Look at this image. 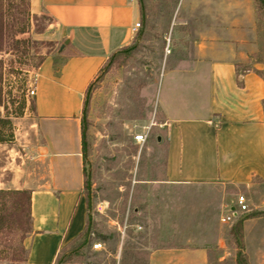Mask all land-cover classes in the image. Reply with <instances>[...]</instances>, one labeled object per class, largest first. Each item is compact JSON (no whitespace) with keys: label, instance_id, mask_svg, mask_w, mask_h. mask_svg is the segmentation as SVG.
I'll list each match as a JSON object with an SVG mask.
<instances>
[{"label":"crops","instance_id":"crops-1","mask_svg":"<svg viewBox=\"0 0 264 264\" xmlns=\"http://www.w3.org/2000/svg\"><path fill=\"white\" fill-rule=\"evenodd\" d=\"M193 1L178 0L176 7L195 11ZM32 6L53 20L57 47L37 67L36 95L14 140L0 142V188L31 191L25 264H56L90 212L84 191L86 92L144 30L133 27L142 19L146 24L145 0H32ZM233 12L222 20L171 22L172 56L160 83L157 120L166 142L155 179L161 183H228L248 193L264 184V76L259 63L249 66L260 50V25L240 18L241 9ZM247 214L233 222L243 218L241 249L264 257V215ZM183 244L149 248L148 264H210L206 246Z\"/></svg>","mask_w":264,"mask_h":264},{"label":"rangeland","instance_id":"rangeland-1","mask_svg":"<svg viewBox=\"0 0 264 264\" xmlns=\"http://www.w3.org/2000/svg\"><path fill=\"white\" fill-rule=\"evenodd\" d=\"M4 1L6 42L0 52L4 103L0 111L12 121L11 127L3 129L12 131L14 140L19 118L31 109L27 98L31 71L57 46L53 20L36 11L32 0ZM177 3L145 0L146 24L140 27L144 30L104 66L86 96L84 191L90 198L93 242L83 256L59 264H148L149 248L184 245V241L206 246L210 264H240L239 251L243 264H262L263 253L258 256L246 246L241 249L234 223H223L220 216L235 205L239 194L246 196L251 210H263L264 184L248 193L228 183L170 184L155 179L162 173L166 148L157 120L160 83L164 68L171 63L170 44V52L166 51L171 22L233 18V11L241 9L240 18L259 22L260 50L249 66L259 63L264 76V0H198L191 6L199 9L188 12L178 11ZM20 28L25 31L18 32ZM147 127L146 141L137 142L135 135ZM18 148L23 151L21 145ZM11 173L8 170L4 175ZM185 199L190 202L184 203ZM30 233L21 238L17 229L0 231V264H25V240ZM95 242H102L103 248L93 249Z\"/></svg>","mask_w":264,"mask_h":264},{"label":"trees","instance_id":"trees-1","mask_svg":"<svg viewBox=\"0 0 264 264\" xmlns=\"http://www.w3.org/2000/svg\"><path fill=\"white\" fill-rule=\"evenodd\" d=\"M5 1L0 0V52L5 48L6 42V31H5ZM24 28H20L18 32H24ZM18 42V41H16ZM128 48V47H126ZM122 49L118 53L115 54L114 58L121 52H124L125 49ZM112 58V60L114 59ZM3 72H4V62L3 59L0 58V108L3 106L4 97H3ZM93 82L90 84L86 96L88 97L90 93V89ZM86 97L84 102V110H83V153H84V163H86V156L88 152V144H87V132H86V116H85V105H86ZM6 125H12V121L9 116L3 117L0 111V142L11 141L13 138L12 131L10 133H6L3 127ZM85 172V187H86V167L84 168ZM88 204L91 210L90 198L89 195ZM264 215L263 210H255L250 211L244 217H253ZM243 218L237 220V222L233 226V233L236 236L237 240L240 242L242 239L241 232V224ZM17 229L20 231L21 238L27 236L29 232L32 230V214H31V191L30 189H0V231L6 232V230H14ZM92 226H91V212L88 214V220L86 227L84 230L72 240V242L60 253L58 256V262H65L71 259L73 256H83L85 254V249H89L92 246L93 237H92ZM28 256V250H27ZM242 252L239 251L238 260L240 264H243L241 260ZM27 257L25 259V262Z\"/></svg>","mask_w":264,"mask_h":264},{"label":"built area","instance_id":"built-area-1","mask_svg":"<svg viewBox=\"0 0 264 264\" xmlns=\"http://www.w3.org/2000/svg\"><path fill=\"white\" fill-rule=\"evenodd\" d=\"M141 26V22L138 21L135 23L133 30L137 31ZM166 51L169 53V43L167 44V49ZM39 78V72L37 68L33 69L31 71L30 79H29V88L27 90V98H31L36 95V83ZM150 127H147L144 129L141 133H138L135 135V140L137 142H145L148 134H149ZM251 211V206L248 203V200L244 194H239L236 204L233 206H229L227 211L223 213L220 217L221 222L223 223H231L236 220V218L242 216L245 213H248ZM103 248L102 242H95L93 243V249L99 250Z\"/></svg>","mask_w":264,"mask_h":264},{"label":"water","instance_id":"water-1","mask_svg":"<svg viewBox=\"0 0 264 264\" xmlns=\"http://www.w3.org/2000/svg\"><path fill=\"white\" fill-rule=\"evenodd\" d=\"M67 42H68V41H66L65 43H63V44L61 45L60 50H62V49L64 48V46H65V44H66Z\"/></svg>","mask_w":264,"mask_h":264}]
</instances>
